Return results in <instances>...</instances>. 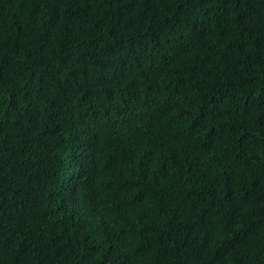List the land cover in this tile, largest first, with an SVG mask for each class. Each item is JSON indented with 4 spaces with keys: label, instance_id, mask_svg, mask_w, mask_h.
Here are the masks:
<instances>
[{
    "label": "trees",
    "instance_id": "1",
    "mask_svg": "<svg viewBox=\"0 0 264 264\" xmlns=\"http://www.w3.org/2000/svg\"><path fill=\"white\" fill-rule=\"evenodd\" d=\"M0 264H264V0H0Z\"/></svg>",
    "mask_w": 264,
    "mask_h": 264
}]
</instances>
